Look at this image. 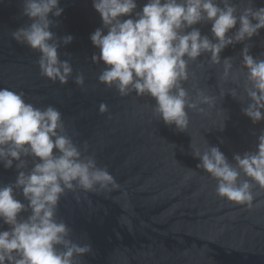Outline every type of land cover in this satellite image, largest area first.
I'll use <instances>...</instances> for the list:
<instances>
[{
	"label": "water",
	"instance_id": "1",
	"mask_svg": "<svg viewBox=\"0 0 264 264\" xmlns=\"http://www.w3.org/2000/svg\"><path fill=\"white\" fill-rule=\"evenodd\" d=\"M146 2L137 0V11ZM235 2L248 6L247 0ZM253 6L264 7V0H253ZM60 7L64 11L52 17L57 25L52 31L58 37H74L59 49L60 58L70 60L74 68L67 84L41 76L40 53L12 38L13 31L31 23L21 15L22 0H0V88L23 93L24 100L38 108L56 107L67 134L81 151L87 142L86 155H94L100 167L107 166L120 185L111 193L77 190L61 197L57 219L71 229L74 242L90 243L93 249L74 264H264V208L248 210L218 197L216 180L197 169L200 161L191 154L192 142L201 151L217 146L235 164L234 154L255 150L264 121L253 124L242 112L246 100L230 94L222 98L220 92L235 88L246 96L241 53L248 44L254 58L264 59V29L221 53L222 60L233 58V71L239 72L236 83L223 81V65H210V54L190 62L189 71L195 75L184 87L193 98L195 87L204 89L218 98L217 106L202 105L204 113L189 110V127L179 132L154 114L150 96L121 97L114 87L99 83L104 65L91 60L99 49L90 35L103 25L93 0H60ZM196 27L211 38L210 23ZM81 72L83 89L74 83ZM101 103L108 105V112H99ZM17 175L15 167L0 164V186L14 182ZM254 191L260 192L258 200L264 199V191ZM16 198L27 203L19 192ZM21 215L26 218L29 213ZM8 228L0 222V230Z\"/></svg>",
	"mask_w": 264,
	"mask_h": 264
},
{
	"label": "clouds",
	"instance_id": "2",
	"mask_svg": "<svg viewBox=\"0 0 264 264\" xmlns=\"http://www.w3.org/2000/svg\"><path fill=\"white\" fill-rule=\"evenodd\" d=\"M247 4L241 8L235 0H147L137 11V0H93L103 25L90 35L99 49L91 60L104 65L99 83L114 87L121 97L150 96L155 115L177 131H187L189 110L204 113L202 105L216 108L218 99L199 87L195 97L190 96L184 87L195 75L189 71L190 62L210 54V65H223V81L238 82L233 58L222 60L221 53L264 29V7L255 8L253 0ZM63 11L60 0H22L21 15L31 23L11 35L40 53L41 76L67 84L74 68L70 60L60 58L59 49L74 37H58L52 31L57 26L52 17L59 18ZM202 23L211 24V38L196 27ZM250 48L245 44L241 53L246 96L235 88L222 89L220 96L246 100L242 112L256 124L264 121V59L254 58ZM199 67L204 68V63ZM74 83L83 89V72L75 75ZM108 110L107 104L99 105L101 114ZM219 111L225 119L224 110ZM191 149L200 161L197 169L216 180L218 197L248 210L264 208V199H257L260 192L254 191L257 187L264 191V130L254 151L234 154L235 164L217 146L201 151L192 142ZM87 152V142L81 151L67 134L56 107L38 108L27 103L23 93L0 88V164L5 169L15 167L18 173L14 182L0 186V222L9 226L0 230V264H74L77 257L93 253L90 243L74 242L71 229L57 219L59 202L67 192L111 193L120 187L107 166L100 167ZM18 192L27 203L16 198ZM25 212L26 218L21 215Z\"/></svg>",
	"mask_w": 264,
	"mask_h": 264
}]
</instances>
